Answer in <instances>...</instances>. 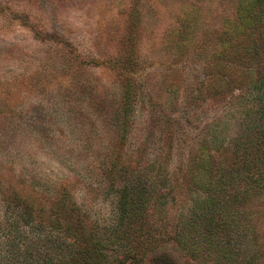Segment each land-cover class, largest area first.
<instances>
[{"label": "rangeland", "instance_id": "rangeland-1", "mask_svg": "<svg viewBox=\"0 0 264 264\" xmlns=\"http://www.w3.org/2000/svg\"><path fill=\"white\" fill-rule=\"evenodd\" d=\"M237 3L0 0V264H67L82 246L37 217L24 223L12 210L14 196L47 215L64 196L74 208L69 220L94 233L106 264L120 260L129 243L116 229L117 148L138 163L133 180L146 190L152 233L158 219L169 234L201 207L203 140L210 163L225 164L224 149L264 125L255 88L237 90L222 106L209 102L218 87L210 68L219 63L222 33L232 34ZM123 90L130 95L125 128L114 101ZM116 137L124 138L121 147ZM160 171L169 184L162 190ZM243 210L249 229L239 246L264 264V195ZM146 252L140 264H200L172 241Z\"/></svg>", "mask_w": 264, "mask_h": 264}, {"label": "trees", "instance_id": "trees-1", "mask_svg": "<svg viewBox=\"0 0 264 264\" xmlns=\"http://www.w3.org/2000/svg\"><path fill=\"white\" fill-rule=\"evenodd\" d=\"M235 14L232 34L222 33L226 38L220 42L213 58L219 63L212 64L210 68L211 71L215 69L213 81H218V87L210 88L209 102L212 107L230 103L237 90L246 93L250 88L263 93L261 103L264 104V0H238ZM122 93L114 101L116 110L123 116L122 125L125 128L128 125L130 95H125V90ZM258 122L264 123V115L258 118ZM165 123L169 126L168 122ZM123 140L116 137L115 143L121 147ZM203 142L206 155L198 164L202 170H198L201 173L196 178L204 188L201 207L169 228V234L164 229L162 219H158L161 223L154 229L156 234L149 229L148 196L146 190L133 180L138 163H131L130 158H121L119 148L113 153L111 169L119 170L118 166L122 165L121 170L117 171L118 184L115 187L119 213L116 229L129 243L126 254L113 264H140L146 257V251H152L167 241L174 242L185 256L200 264H261L258 254H245L239 244L240 238L249 229L242 222L244 207L250 199H261L264 195V125L262 127L260 124L258 128L245 133L241 142L237 140L233 150L224 149L225 164L210 163L207 154L210 148L205 140ZM137 154H140V149ZM155 182L159 190L169 185L168 177L162 171L157 174ZM163 197L160 194L154 201L160 203ZM20 203L21 199L14 196L11 207L21 215L24 223L37 217L50 229L63 230L74 238L76 244L82 245L66 258L67 264H106V255L100 250L94 233L80 227L77 220H69L74 208L67 206L64 196L48 215L28 203L22 202V206ZM13 242L14 238V247ZM153 264L169 263L164 258H158Z\"/></svg>", "mask_w": 264, "mask_h": 264}]
</instances>
